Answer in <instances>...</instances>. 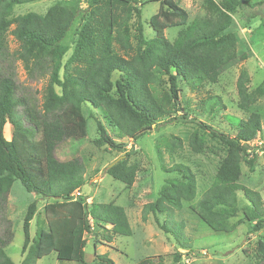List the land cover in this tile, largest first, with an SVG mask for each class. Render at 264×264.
Segmentation results:
<instances>
[{
    "label": "trees",
    "instance_id": "1",
    "mask_svg": "<svg viewBox=\"0 0 264 264\" xmlns=\"http://www.w3.org/2000/svg\"><path fill=\"white\" fill-rule=\"evenodd\" d=\"M38 1L41 0H0L3 218L9 194L16 191L26 194L29 199L21 218L20 264H36L52 252H56L58 261L86 264L87 235L93 240L94 264H114L106 255L96 253L97 246L103 245L96 237L107 243L114 236L130 237L133 232L125 209L112 202L87 203L75 195L86 183L85 166L75 156L58 159L56 151L65 149L79 137L73 130L78 128L79 135H85L84 105L98 110L104 124L116 130L119 141L123 138L136 141L148 134L160 119L169 118L180 109L186 112L190 102L182 95L185 89L197 94L215 85L222 69L238 59L237 40L228 29L241 1L205 0L207 14L191 21L176 0H86L78 8L55 3L43 15L11 16L13 7ZM148 3H158L156 13L146 22L154 33L152 38L145 36L142 22V9ZM80 12L81 24L76 26L74 21ZM170 28H178L172 41L164 34ZM10 36L17 43L15 50L8 46ZM17 64L28 79L46 80L40 104L32 96L19 92ZM249 84L250 76L242 69L235 85L236 106L248 115L238 120L234 136L199 123L216 140L223 155L210 187L190 205V210L215 233H232L243 225L250 236L264 228L261 195L239 184L242 164L251 172L254 170L257 157L249 144L261 131L260 116L252 109L264 90L261 87L250 90ZM197 107L223 109L220 98L210 95ZM96 130L93 144L114 152L115 159L122 158L105 173L131 187L138 168L128 163L125 145L109 136L100 122L96 123ZM187 146L195 154L208 149L198 130L188 137ZM157 147L172 154L182 147V142L171 136ZM166 172L177 173L180 180L162 186L156 199L143 207L142 218L145 220L151 214L159 229L172 234L177 244L186 248L182 224L173 227L172 219L160 224L157 215L170 218L182 210L183 202L195 200L196 179L183 164H173ZM38 199L72 202V208L69 216L61 219L59 228L51 231L46 229V207L42 227L37 223L35 236L31 238L30 224L38 215ZM12 239L13 233L5 226L0 233V264H14L5 253ZM242 253L249 256L246 249ZM253 258L256 264H264L262 236L256 243ZM137 264H154L153 257Z\"/></svg>",
    "mask_w": 264,
    "mask_h": 264
},
{
    "label": "rangeland",
    "instance_id": "2",
    "mask_svg": "<svg viewBox=\"0 0 264 264\" xmlns=\"http://www.w3.org/2000/svg\"><path fill=\"white\" fill-rule=\"evenodd\" d=\"M218 1V0H215ZM241 5L232 14V22L228 29L237 40L238 59L225 66L215 85L207 86L204 91L191 94L185 89L183 97L189 100L186 112L178 111L177 114L166 119H160L151 128V131L136 141L123 138L116 139V130L104 124L98 110L84 105L83 116L86 120L85 135H79V129L72 131L78 138L68 143L65 149L56 151L60 160L78 157L85 166L86 183L81 188L80 195L87 203L106 204L115 203L122 206L128 216L133 234L130 237L114 236L112 242L107 243L101 237H96L103 245H98L96 253L106 255L114 264H137L146 257H153L154 264H256L253 252L260 236L264 237V228L250 236L246 235L245 226L237 227L232 233H215L203 224L190 210V205L195 204L202 194L210 187L218 162L223 155L222 148L217 144L207 131L200 128L199 123L211 127L213 130L234 136L237 132L238 120L245 119L248 114L241 112L237 104L236 80L239 72L245 69L250 76L249 89L261 87L264 90V0H240ZM86 0H41L15 6L11 16H20L26 13L43 15L55 3L78 8L85 5ZM178 5L188 13L189 21L195 17L207 14L205 0H176ZM158 3H148L142 9V22L145 36L152 38L154 33L149 27V18L156 13ZM82 13H78L74 24H81ZM13 28V27H12ZM178 28L167 29L165 37L172 41ZM10 50H15L17 43L8 37ZM16 78L19 92L32 96L38 104L41 103V91L45 79L30 80L22 66L17 64ZM218 96L223 106L218 109L202 110L197 106L207 96ZM260 116L261 131L256 139L249 144L251 151L256 152L254 170L251 172L246 164L241 165L239 184L257 191L264 203V95L252 109ZM105 126L109 136L115 141L122 142L128 153V163L135 165L138 172L131 187L114 180L105 173L107 167L115 159V153L106 148H98L93 142L97 138L96 123ZM74 129V128H73ZM198 130L204 136L207 150L202 154L193 153L187 146V139L192 132ZM76 132V133H75ZM73 135V136H74ZM171 136L177 137L182 142L181 148L168 153L162 144L163 139ZM6 138H9V133ZM251 156V155H249ZM187 166L196 179V197L192 202H183L182 210L176 211L168 218L165 214H158L157 220L162 224L167 219H172V226L182 224L183 243L186 248L180 247L172 234H166L158 228L151 214L146 219L142 218L143 207L153 202L159 190L166 183L180 180L177 173L166 172L173 164ZM241 197V193H239ZM25 197V198H24ZM26 194L11 192L6 202V217H4V203H0V233L9 226L13 233L12 242L5 249L6 255L14 264L22 260L21 248L23 243L22 221L23 212L27 206ZM46 229L56 231L61 219L68 217L70 202L58 200L38 199L37 216L30 224V235L34 238L37 223L40 227L44 222L45 208ZM44 228V227H43ZM99 232V230H97ZM181 233V231H180ZM84 249L86 264H94L93 240L89 235L85 237ZM247 250L249 256L242 251ZM36 264H79L77 262L58 261L56 252L36 261Z\"/></svg>",
    "mask_w": 264,
    "mask_h": 264
},
{
    "label": "water",
    "instance_id": "3",
    "mask_svg": "<svg viewBox=\"0 0 264 264\" xmlns=\"http://www.w3.org/2000/svg\"><path fill=\"white\" fill-rule=\"evenodd\" d=\"M122 158H117V159H115L107 168H110V167H112L115 163H117V162H119L120 160H121Z\"/></svg>",
    "mask_w": 264,
    "mask_h": 264
},
{
    "label": "crops",
    "instance_id": "4",
    "mask_svg": "<svg viewBox=\"0 0 264 264\" xmlns=\"http://www.w3.org/2000/svg\"><path fill=\"white\" fill-rule=\"evenodd\" d=\"M78 194V193H77ZM71 208H72V202H70V211H71Z\"/></svg>",
    "mask_w": 264,
    "mask_h": 264
}]
</instances>
